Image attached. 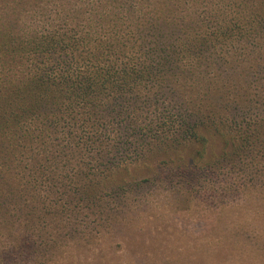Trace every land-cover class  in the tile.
<instances>
[{
  "label": "trees",
  "instance_id": "1",
  "mask_svg": "<svg viewBox=\"0 0 264 264\" xmlns=\"http://www.w3.org/2000/svg\"><path fill=\"white\" fill-rule=\"evenodd\" d=\"M227 178L264 184V0H0V264H85L105 205Z\"/></svg>",
  "mask_w": 264,
  "mask_h": 264
},
{
  "label": "rangeland",
  "instance_id": "2",
  "mask_svg": "<svg viewBox=\"0 0 264 264\" xmlns=\"http://www.w3.org/2000/svg\"><path fill=\"white\" fill-rule=\"evenodd\" d=\"M179 180L144 183L121 205H105L108 212L88 228L97 237L85 246V264H264V184L227 178L215 184L217 194H199ZM16 235L29 242V233ZM58 247L64 257L65 246ZM27 253L16 260L32 264ZM101 253L104 260L94 258Z\"/></svg>",
  "mask_w": 264,
  "mask_h": 264
}]
</instances>
